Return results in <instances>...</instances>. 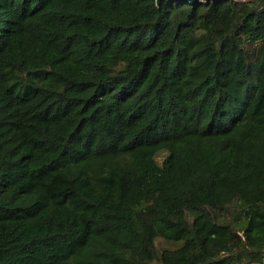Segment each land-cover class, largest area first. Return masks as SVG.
<instances>
[{
	"label": "trees",
	"instance_id": "obj_1",
	"mask_svg": "<svg viewBox=\"0 0 264 264\" xmlns=\"http://www.w3.org/2000/svg\"><path fill=\"white\" fill-rule=\"evenodd\" d=\"M0 264H264V0H0Z\"/></svg>",
	"mask_w": 264,
	"mask_h": 264
},
{
	"label": "water",
	"instance_id": "obj_2",
	"mask_svg": "<svg viewBox=\"0 0 264 264\" xmlns=\"http://www.w3.org/2000/svg\"><path fill=\"white\" fill-rule=\"evenodd\" d=\"M163 1H167V2H170V3L189 4L191 6H195V5L200 4L202 1L217 2V1H220V0H155L157 6H159L160 3H162ZM232 1H241V0H232Z\"/></svg>",
	"mask_w": 264,
	"mask_h": 264
}]
</instances>
